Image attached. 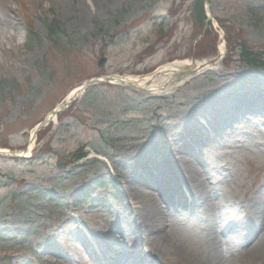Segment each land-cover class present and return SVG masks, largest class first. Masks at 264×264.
<instances>
[{"label":"rangeland","instance_id":"374dc122","mask_svg":"<svg viewBox=\"0 0 264 264\" xmlns=\"http://www.w3.org/2000/svg\"><path fill=\"white\" fill-rule=\"evenodd\" d=\"M189 3L0 0V149L25 148L34 126L91 78L142 77L175 61L211 60L218 47L225 46L215 70L162 99L124 86L94 85L36 134L28 158L0 156V264H76L69 251L79 249L81 242L69 237L71 231L80 232L90 246L92 236L113 233V220L128 232L126 199L117 201L123 194L117 180L130 171L121 157L155 141L157 146L150 145L148 151L159 156L166 151L160 138L168 136V125L210 100L230 104L236 115L245 106V117L231 121L229 129L216 126L213 143L201 149L198 160L222 167L218 188L231 189L235 200L245 202L261 187L264 125L250 114L264 115V71L238 62L239 49L225 42L224 28L264 51V0H207L203 12L216 40L202 43L201 49L195 47L202 34L194 29ZM52 21L62 26L54 37L47 32ZM30 33L35 36L31 42ZM102 57L107 61L100 69L97 62ZM233 91L244 97L230 103L223 95ZM207 116L196 117L202 121ZM81 154L86 157L76 161ZM182 187L192 190L188 184ZM92 200L106 208L91 207ZM259 222L264 225V218ZM170 224L186 246L199 243L192 218L174 216ZM101 250L106 252L104 246Z\"/></svg>","mask_w":264,"mask_h":264},{"label":"bare ground","instance_id":"6f19581e","mask_svg":"<svg viewBox=\"0 0 264 264\" xmlns=\"http://www.w3.org/2000/svg\"><path fill=\"white\" fill-rule=\"evenodd\" d=\"M224 49V44L218 47L212 65L205 60L175 61L146 76H114L111 81L113 85L143 90L148 98L162 99L199 74L215 70ZM77 89L71 90L61 104L77 99L82 93ZM230 94L223 95L231 98L230 103L244 97V93L237 91ZM229 107L230 104L217 99V102L210 100L190 108L168 125V136L160 138L161 143L166 144L162 148L165 152L159 156L150 154L149 146H157L158 141L146 142L136 146L132 154L121 157L130 171L117 180L123 188L117 201L126 199L125 220L130 229L125 231L113 220L110 222L113 233L98 238L92 236L91 246L84 242L80 232L71 231L69 237L81 242L79 249L69 251L71 260L76 264H264V225L259 222L264 218V177L261 187L248 195L245 202H240L235 200L231 189L218 188L223 179L222 167H211L198 160L201 149L213 143L216 126L229 129L231 121L236 123L245 117V106L240 107L239 115L230 112ZM53 110L45 116V122L55 121ZM204 114L208 116L199 121L196 116ZM250 116L264 125L262 113ZM35 129L29 133L30 137ZM34 139L35 136L29 141L24 156L30 154ZM181 140L185 143L181 144ZM185 184L190 185L191 192L183 189ZM90 206L106 208L105 204L94 200L90 201ZM240 208L242 215L237 216ZM174 216L192 218L196 222L200 239L197 245L186 246L177 237L178 230L170 224ZM85 228L89 229L90 225L85 223ZM62 234L64 238L63 231ZM103 246L105 253L101 250Z\"/></svg>","mask_w":264,"mask_h":264},{"label":"trees","instance_id":"16d2710c","mask_svg":"<svg viewBox=\"0 0 264 264\" xmlns=\"http://www.w3.org/2000/svg\"><path fill=\"white\" fill-rule=\"evenodd\" d=\"M188 1V0H184ZM189 6L187 10L189 11V16L192 19L194 29L198 32L199 41L195 44V47L201 49V44L210 41L211 43H215L213 38L212 40V32H211V25L209 22L206 21V16L204 14V4L205 0H189ZM227 37L225 38V42L227 44L233 42L234 50L239 49V61L240 64L247 67V69L257 70V71H264V51L262 49H256L242 35H231L230 31L227 28H224ZM234 28H232L233 30ZM47 32L50 37L56 36L59 32H62V26L57 21H52L47 26ZM34 33H30L27 37L28 41L31 42L35 36ZM52 44H56V48L60 46V44L56 41H52ZM103 55V54H102ZM101 55V56H102ZM85 154H81L76 158V161H80L85 158Z\"/></svg>","mask_w":264,"mask_h":264},{"label":"water","instance_id":"95a60500","mask_svg":"<svg viewBox=\"0 0 264 264\" xmlns=\"http://www.w3.org/2000/svg\"><path fill=\"white\" fill-rule=\"evenodd\" d=\"M105 63H106V58L102 57V58H100V59L98 60V62H97V66H98L99 68H102V67L104 66ZM112 78H113V77H111V76H105V77H103V78H92V79L86 81V82H85V83H84L79 89H77V90L82 92L83 90H86V89H88V88H90V87H92V86H94V85H96V84H98V83H108V84H110V83H112V81H111ZM73 100H74V99H73ZM71 102H73V101H72V100H71V101H67V103L63 104V105H62L60 108H58L57 110H56V109L53 110V112H52V116H53V117H56L58 113H60L61 111L65 110L66 108H68V107L70 106ZM48 124H49V122H45V119L43 120V122H41L40 124H38V125L36 126V129H35V131H34L32 137H30V140L33 138V136L36 135V133H37L39 130H41L42 128L46 127ZM23 135L26 136V135H28V133L25 132ZM30 140H29V141H30ZM26 151H27V146H26L25 148L23 147V149H21V150L8 151L7 153H5V152H1V150H0V156H2V157H7V158H10V159H13V158H14V159H15V158H24V157H25L24 155H25ZM59 167H60V168H63V165H62V164H59Z\"/></svg>","mask_w":264,"mask_h":264}]
</instances>
